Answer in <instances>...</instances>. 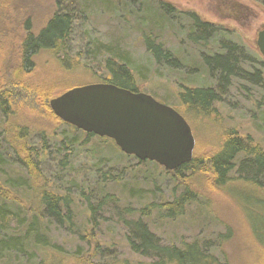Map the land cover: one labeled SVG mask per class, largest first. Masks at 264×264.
<instances>
[{
	"label": "rangeland",
	"instance_id": "374dc122",
	"mask_svg": "<svg viewBox=\"0 0 264 264\" xmlns=\"http://www.w3.org/2000/svg\"><path fill=\"white\" fill-rule=\"evenodd\" d=\"M160 2L173 7L182 14L181 17L162 27L153 22L150 17L159 19L163 16ZM80 3L81 0L76 4V9L85 22L76 24L68 41L69 54L74 60L63 64L61 58L65 55L56 56L47 52L34 60L32 78L35 77L37 83L44 86L46 93L48 90L56 94L77 86L107 83L108 73L103 61L88 66L91 61L84 64L76 56L78 52L84 55L90 50L92 42L95 45H113L114 52L129 56L131 72L136 77L140 92L187 114L185 119L196 141L194 155L205 160L208 169L209 157L221 149L223 137L229 131H235L243 138L249 137L264 150V58L257 46L258 34L264 29V6L259 1L144 0L143 6L147 5L152 12L146 8L139 10L137 4L134 7L141 12L133 14V8L129 6H125L124 11L110 13L101 8L100 0ZM230 5L237 12L247 8L250 13L248 20L231 17L228 14ZM55 11L56 0L0 1V28L5 23L9 24L7 30L13 33L11 39L15 45L24 37L26 21H30L32 33L37 34ZM190 15L215 27L217 34L212 36L208 45L189 39L193 22ZM150 33L157 43H162L179 59V67L155 62L145 46V38ZM232 45L243 49L242 56L239 53L238 67H242L245 74L243 78H231L222 102L214 105L216 112L210 116L197 115L194 110L181 104L179 96L188 88L213 87L215 80L207 73L203 57L224 55L227 53L225 47ZM6 54L8 57L11 55L10 52ZM81 61L86 60L82 58ZM254 74L259 76L258 84L250 82L249 75ZM25 97L23 101L20 99L23 105L20 123L31 131L33 146L39 147V133L42 132L53 135L50 139L52 146L55 141L83 140L80 132L54 122L50 118V108L37 103L33 105L35 102L32 103L31 96ZM50 100H47L48 105ZM113 145L111 141L98 137L89 139L85 146L77 145L79 148L76 151L71 149L73 153L65 173L60 170V160L65 157L66 151L57 153L53 148L54 154L44 159L42 169L49 174L59 170L62 176L59 183L75 184V187L71 188L69 184L62 189L64 192L70 191L75 199L72 205V230L66 225L59 226L56 221L47 220L41 234L49 240V248L38 253L33 247L34 239H31L25 243L22 253H0V264H154L156 258L144 257L131 250L127 239L129 230L118 218L126 208L134 212L123 213L122 217L126 220L142 218L148 231L162 245L183 249L196 244L209 256L211 264H264V208L252 202L256 192L242 184L234 185L227 193L209 192L199 185L194 187L200 193L198 203L186 205L183 216L174 220L164 219V211L150 208V216L142 217L141 210L151 205L173 202L181 196L183 188L172 175L165 173V168L163 170L149 161L139 165L138 159L126 157ZM2 147L4 144H0V151H3ZM13 164L9 157L0 156V176L20 181L16 178L19 169ZM111 175L120 180H110ZM67 177L75 178V181H67ZM210 178L209 172L204 174V181H210ZM82 187L92 196L91 202L97 203L102 197L111 199V203L98 213L97 221L100 224L94 232L95 239L90 243L87 237L92 235L93 229L87 203L78 197ZM17 190L22 191L21 188ZM27 199L29 204H34L31 192H28ZM85 234L86 240H82L80 236ZM95 241L100 245V252L90 259Z\"/></svg>",
	"mask_w": 264,
	"mask_h": 264
},
{
	"label": "trees",
	"instance_id": "16d2710c",
	"mask_svg": "<svg viewBox=\"0 0 264 264\" xmlns=\"http://www.w3.org/2000/svg\"><path fill=\"white\" fill-rule=\"evenodd\" d=\"M0 1L6 2L7 0ZM78 1L80 0H56V11L46 25L35 34L30 29V21H26L23 31L24 37L15 45L11 39L13 33L7 30L9 24L5 23L0 28V144H4L0 156L9 157L14 163L13 165H17L19 170L16 171V178L20 179V181H14V178L0 176V253H22L25 243L31 239H34V249L38 253H43L50 247L49 240L44 239V235L41 234L47 220L56 221L59 226L66 225L69 230H72L73 227L72 205L75 199H73L70 191L64 192L62 189L69 184L71 188L75 187V184L74 182H68L66 185L59 183L58 181L62 179L58 173L59 170L55 174H49L42 169V164L46 157L54 154L53 148L56 149L57 153L65 150L66 155L60 160V170H64V173L67 172L69 158L73 153L71 149L76 151L80 146L87 145L89 139L97 138V136L87 134L63 123L56 118L50 109V118L54 122L64 124L75 132H80L84 136L83 140L55 141L54 146H52L50 139L53 135H50L49 132H42L39 133L41 139L39 147L33 146L30 141L31 131L20 123V110L23 106L22 99L26 98V95L31 96L30 100L32 103L35 102L33 105L37 103L49 109L48 99H53L69 90L52 94L51 91L45 89L48 90L46 93L44 86H40L35 77L32 78V73L35 69V58L43 52L53 53L56 56L65 55L61 58L63 64L68 60H74L69 54L68 41L76 24L85 22V19L81 18L76 9ZM86 1L90 0H81V3L85 4ZM257 1L264 6V0ZM100 3L101 8L110 13H117L123 10L125 6L133 8L131 14L133 12L140 13L144 8L149 9L150 13L152 12L147 5L143 6L144 0H100ZM137 4L140 9L134 7ZM159 6L163 16L159 19L157 17L150 18L153 22L160 24L161 27L172 23L173 20H178L182 15L166 3L160 2ZM190 16L193 22L189 39L195 43L208 45L212 36L217 34L215 27L210 23L200 21L195 15ZM112 46L95 45L92 42L90 43V50L85 52L86 55H83L82 52L77 53V60L84 62V64L91 61L88 66L97 65L98 61H103L108 73L107 83L133 92H140L136 77L131 72L129 56L114 52ZM145 46L158 65L179 67V59L162 43H157L152 33L145 38ZM225 48L227 53L224 55L203 57L207 73L215 80V85L210 88H188L179 96L181 104L189 110H194L197 115L210 116L212 112H216L214 105L222 102L223 96L230 86L231 78H243L245 74L244 69L238 67V59L241 58L243 49L236 45ZM9 52L11 53L10 57L6 54ZM82 58H85L86 61H81ZM249 79L251 83L255 84L260 81L258 74L249 75ZM176 110L184 117L187 116L181 109ZM100 139L114 143L106 138ZM222 144L221 149L208 159L210 169L207 168L205 160L196 158L194 155L191 162L184 164L177 170H165V173L172 175L178 185L183 188V193L171 203L151 205L141 210V216H150V208H159L164 211V219L174 220L183 216L186 205L198 203L200 193L195 191L194 187L199 185L206 187L209 192L215 190L227 193V190H231L234 185L242 184L257 193L253 194L251 199L255 206L264 208V150L249 137L238 136L235 131L226 133ZM113 146L115 147V145ZM142 163H148V161L140 162L139 165ZM158 166L163 169L160 165ZM208 172L211 177L210 181H204V174ZM233 173L237 174L232 177ZM63 176L65 177V175ZM67 178V181H75V178ZM103 178L107 179L105 175ZM199 179L201 181H196ZM110 180L119 181L120 179L111 175ZM18 188H21L22 191H18ZM28 192H31L34 204L28 203ZM78 195L80 200L87 203L89 222L93 229L92 235L87 237L90 243L95 239L94 232L100 224L97 221L98 213H101L104 207L111 203V199L110 197H102L100 201L97 200V203L91 202L92 196L83 187ZM258 196L262 198H258ZM133 212V209L126 208L120 212L118 218L129 230L128 244L134 253L144 257L156 258L157 262L154 264L212 263L208 259L209 256L201 251L198 245H189L183 249L162 245L148 231L142 218L126 220L122 217L124 214H132ZM86 236V234L81 235L80 238L86 240ZM93 250L90 259L100 252V245L96 241Z\"/></svg>",
	"mask_w": 264,
	"mask_h": 264
},
{
	"label": "water",
	"instance_id": "95a60500",
	"mask_svg": "<svg viewBox=\"0 0 264 264\" xmlns=\"http://www.w3.org/2000/svg\"><path fill=\"white\" fill-rule=\"evenodd\" d=\"M257 46L264 58V29ZM49 107L63 123L112 140L140 162L175 171L194 158L196 141L185 117L149 94L95 83L69 89L51 99Z\"/></svg>",
	"mask_w": 264,
	"mask_h": 264
},
{
	"label": "flooded vegetation",
	"instance_id": "af4514ba",
	"mask_svg": "<svg viewBox=\"0 0 264 264\" xmlns=\"http://www.w3.org/2000/svg\"><path fill=\"white\" fill-rule=\"evenodd\" d=\"M224 4V3H223ZM228 9H229V15L231 16V17H234L235 19H237V20H245V19H247L248 20V18H249V16H250V13H249V10L246 8V9H244V11H241V12H237V11H235V9H233L232 10V8H231V5L228 7Z\"/></svg>",
	"mask_w": 264,
	"mask_h": 264
}]
</instances>
